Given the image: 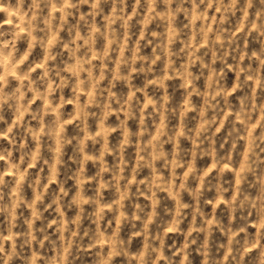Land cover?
Here are the masks:
<instances>
[{
	"label": "clouds",
	"instance_id": "obj_1",
	"mask_svg": "<svg viewBox=\"0 0 264 264\" xmlns=\"http://www.w3.org/2000/svg\"><path fill=\"white\" fill-rule=\"evenodd\" d=\"M0 264H264V0H0Z\"/></svg>",
	"mask_w": 264,
	"mask_h": 264
}]
</instances>
